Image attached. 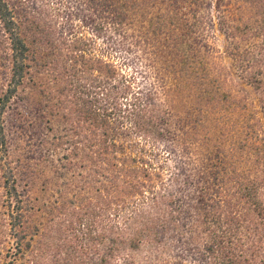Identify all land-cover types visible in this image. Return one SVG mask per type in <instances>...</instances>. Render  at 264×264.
Wrapping results in <instances>:
<instances>
[{"label": "trees", "instance_id": "obj_1", "mask_svg": "<svg viewBox=\"0 0 264 264\" xmlns=\"http://www.w3.org/2000/svg\"><path fill=\"white\" fill-rule=\"evenodd\" d=\"M39 1L0 0V82L6 81L0 88V251L12 241L16 248L0 264H14L17 252L32 247L28 224L38 208L20 183L25 177L34 183L32 175L46 160L33 164L18 144L12 147L5 115L26 79L42 72L64 83L58 96L42 90L48 97L43 112L50 107L64 123L60 134L43 141L64 149L67 165L60 174L61 201L50 206L51 227L63 223L60 216L73 203L67 223L83 230L87 253L77 264H109L117 252L143 244L157 248V264H169L162 251L172 239L195 264H264V139L256 141L261 121L244 118L235 128L234 115L205 120L209 112L201 105L190 114V129L180 132L172 124L183 119L174 113L180 88L187 98L214 106L223 96L213 53L201 49L198 33L207 27L211 6L221 12L227 0H168L161 16L149 13L159 0ZM240 1L236 20L221 15L218 23L228 39L225 52L240 77L263 92L264 105V0ZM64 26L69 30L57 31ZM158 34H164L161 41ZM140 57L148 70L130 66ZM139 72L152 77L148 85L140 83ZM222 126L230 134L223 148ZM200 141L209 157L217 155L206 173L183 181L178 172L165 174L159 151L169 156L179 144L191 156ZM34 253L28 264H40Z\"/></svg>", "mask_w": 264, "mask_h": 264}, {"label": "rangeland", "instance_id": "obj_2", "mask_svg": "<svg viewBox=\"0 0 264 264\" xmlns=\"http://www.w3.org/2000/svg\"><path fill=\"white\" fill-rule=\"evenodd\" d=\"M47 1H49V4H53L55 1L70 2V0ZM167 2L168 0H159L158 3L149 10V13L152 12V15L154 16H161V13H165L163 8L167 5ZM238 2L242 1L227 0L221 9V12L214 9L212 5L207 27L203 33H198V40L201 49L203 51L204 49L209 50L213 53L212 65L215 67V71H212L216 82L220 83V93H222L223 96L218 104L214 106L212 103H200L194 95H192L190 99L187 98L183 89L180 88L179 92H175L176 96H179V98L176 99L177 101L174 103V113L178 112L179 114H182L183 119L174 118L172 123L173 128L177 131L181 132L182 128L190 129L194 125V122L190 119V114H193L194 110L199 108L197 106L202 105L209 112L207 114L208 117H206L205 120H209L214 114H221L225 117H231L234 115L235 128L238 125H242L244 118H248L247 120L249 122L252 121L251 124H255L256 121L254 118H258L262 123L263 130H261V135L256 141H259L261 138L264 139V105H262L263 101L261 100L263 92L256 89L254 85L249 84L240 77L239 71L235 69L233 60L229 58L228 54L225 52L228 39L224 30L221 29V26L218 23L221 15L230 22L236 20L238 16ZM179 6L181 12H187V10H189L187 3L181 2ZM201 11L207 14L205 9L202 8ZM49 16H46L45 14L41 16L45 26L50 25L51 18ZM141 19L147 21V19H149L148 13L147 15L144 14ZM158 20L159 18H157L156 21ZM51 25L54 26L56 23L53 22ZM48 30V33L51 32L49 28ZM61 30L68 31L69 27L64 26L62 29L61 27L57 28V31ZM81 31L87 35H90L92 32L88 27H84ZM179 32V30H174L173 34L177 35ZM158 35L159 41H161L164 34ZM39 37L41 36L39 35ZM99 42H101V40ZM203 43L206 45L205 47H202ZM162 47L163 46L161 45L160 48L162 49ZM139 54H141V50L139 51ZM170 56L171 55H168L167 57L170 58ZM170 62L171 65H175L174 60H171ZM130 66H137V68H140L143 71L148 70L146 67V61L142 57H140L139 60L133 58ZM132 70H134V68ZM54 76L55 75L51 73L46 74L45 72H42L35 76V78L28 77L24 87L22 86L20 88L19 98L13 102V105L10 108H8L5 115L8 140L11 142L12 147H17L16 144H18V147L24 150L22 151L33 164L38 161L46 160V162H43L42 164L43 168L38 169V173L32 175L36 179L34 183L31 184L27 182L29 181V177H25L20 183V188L25 190L26 198L32 200L38 209L30 214V222L28 224L29 233L33 236L31 239L32 247L24 250V254L22 255L17 252V259L14 264H28L30 260H33L34 252H37V255L40 256L37 260L40 264H77L76 262H78L79 259L87 257L86 250L83 249V241L85 240L83 230H74L71 226H68L69 223H67L70 217L66 216V214L73 212V203H69L71 205L67 206L64 210L66 213L60 216V220H62L63 223L58 227H51L52 214L50 213V206L53 205L54 201H61L59 197L62 194L61 184L63 179H60V174L65 170L63 166L67 165L66 160H62L61 158L64 149L61 147L54 149L51 145L49 146V144L47 145L43 141L47 138V135L48 137L53 136V134L58 135L64 129L62 128L64 124L63 121L57 117L54 111L53 113L55 115H53L50 107H45V112L42 110L48 98L42 90H46V93L54 92L58 96L59 90L64 86L63 81L58 84L53 82ZM137 76L139 77L140 83L143 85H148L149 81L152 79L147 73L139 72ZM178 79L181 80L180 78ZM5 82V80L0 82V88ZM55 101L56 99L51 103H54ZM245 124L246 123H244L241 128L244 129L243 131L246 129ZM51 126L53 129H48V127L50 128ZM238 128L239 134L240 127ZM227 131L228 129H225L224 126H222L220 131H217L219 135L221 134L222 148L228 146L227 143L230 134ZM238 134H236L237 138L239 136H244ZM16 138H20L21 141L13 142L17 141L14 140ZM238 146L244 150V145L242 143H239ZM195 147L196 150L191 156L189 153L187 154L184 152L179 144L173 146L172 153L169 156L163 154L162 150L159 151L158 153L160 156H158V158L164 164L165 174L168 175L173 171L178 172L183 181L186 180V178L195 179L201 173H206L207 169H209L210 162L217 159V155H215L214 158L209 157V153L206 152L201 141L198 142ZM221 155L223 156L222 153L219 154V156ZM155 161H157V158H155ZM42 170L45 171L43 174ZM47 181H49L48 184ZM260 195L264 199V188L261 190ZM69 197L70 199H74L71 195ZM78 211L83 212L82 209ZM169 242L170 245H167L168 250L162 251V253L166 254L163 255L161 253L163 258L169 260V264H195L191 261L190 256L185 255L184 250V252H181V244L179 241L172 239ZM9 245L12 246V248L8 247L9 250H6L5 248V250L0 251V261L2 262L11 259L14 256L13 253L16 251V248L14 247L15 243L12 241ZM116 255L118 256L113 257L109 264H157V262H159V258L157 259V248L150 249L149 246L144 244L137 249H123L122 251L117 252ZM87 264L91 263L89 262Z\"/></svg>", "mask_w": 264, "mask_h": 264}]
</instances>
